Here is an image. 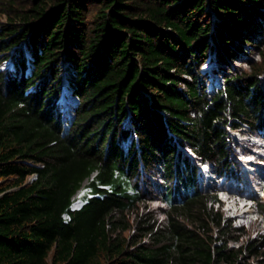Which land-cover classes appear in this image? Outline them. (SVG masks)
<instances>
[{
  "label": "trees",
  "instance_id": "obj_1",
  "mask_svg": "<svg viewBox=\"0 0 264 264\" xmlns=\"http://www.w3.org/2000/svg\"><path fill=\"white\" fill-rule=\"evenodd\" d=\"M259 32L264 0H0V264H264L200 169L245 188L232 135L264 141Z\"/></svg>",
  "mask_w": 264,
  "mask_h": 264
},
{
  "label": "rangeland",
  "instance_id": "obj_2",
  "mask_svg": "<svg viewBox=\"0 0 264 264\" xmlns=\"http://www.w3.org/2000/svg\"><path fill=\"white\" fill-rule=\"evenodd\" d=\"M259 40L258 41H256L255 43L256 44H252V46H246L245 48H244V50H243V52H245L246 54L245 55H247L248 57H249V59H251L252 61H257V62H259L260 61V59H261V57H260V53H259V50H255V49H257L255 46H257L258 44H260V42L264 39V32H259ZM246 59L245 58H243V60L241 61V62H239V61H236V62H231V65H229V67L227 68V67H225L224 65L222 66V70H224V72L225 71H228L227 73H228V75H233L235 72L237 73V72H239L240 70H244V71H248V65L245 63V62H243V61H245ZM209 65H210V63H205L203 66H202V73L203 74H209L210 75V73H209V71H207L208 70V68H209ZM216 69L213 67V69L211 70V74L212 75H210V76H213L214 77V83H216V85L214 86V87H211V85H210V81H208V93L210 92V90H212L213 92H215V89L216 88H218V86H220V83L219 82H221V76L217 73V71H215ZM211 93V92H210ZM239 134V132H233V136L234 135H238ZM238 141V140H237ZM243 142H241V141H238L240 144H239V146H238V148H237V150H238V154H239V152H241V150H243L244 149V146L245 147H247L248 146V142H246L245 140H242ZM252 149H251V147L248 149V152H250V153H253V151H251ZM243 153V151L240 153V154H242ZM245 154V153H244ZM260 157H264V153L262 152V154L260 155ZM84 184H86V182L84 183ZM85 194V190L82 188L75 196H74V204H73V208H79L81 205H82V203H83V195ZM264 201V200H263ZM222 213H223V215L225 216V217H227V213L226 212H224V211H222L221 209H219ZM232 225L233 226H236V223H234V221H232ZM243 229H244V234L243 235H241V237H240V239L238 240V242H236V243H230L232 246H235V247H237L238 245H241V244H243L246 240H247V238H249V237H253V234L256 232V233H258L257 234V236L260 234V233H262V235H264V233L263 232H261L260 230H262L261 229V226L260 225H258V224H255V225H251L249 228L248 227H243ZM260 231V232H259ZM263 231V230H262ZM128 233V232H127ZM126 233V234H127Z\"/></svg>",
  "mask_w": 264,
  "mask_h": 264
},
{
  "label": "built area",
  "instance_id": "obj_3",
  "mask_svg": "<svg viewBox=\"0 0 264 264\" xmlns=\"http://www.w3.org/2000/svg\"><path fill=\"white\" fill-rule=\"evenodd\" d=\"M220 198L226 200L225 205L223 207L224 210L229 211L230 215H234L236 217L234 220L236 226L244 225L249 228L251 225L258 224L261 226V229L263 230L260 231L264 233V217L252 211V208L250 206L251 201L250 203H248V205L245 206L244 203L239 201L238 205L236 206L232 199H226V195L224 193H220ZM238 209L240 210L238 211ZM257 234L258 233L255 232L253 234V237L256 236Z\"/></svg>",
  "mask_w": 264,
  "mask_h": 264
},
{
  "label": "water",
  "instance_id": "obj_4",
  "mask_svg": "<svg viewBox=\"0 0 264 264\" xmlns=\"http://www.w3.org/2000/svg\"><path fill=\"white\" fill-rule=\"evenodd\" d=\"M31 178H32V176H31V177H29L28 181H30V179H31ZM28 181H27V182H28Z\"/></svg>",
  "mask_w": 264,
  "mask_h": 264
}]
</instances>
